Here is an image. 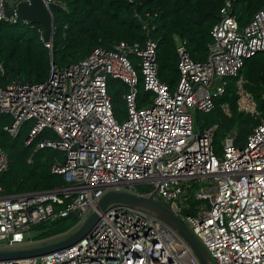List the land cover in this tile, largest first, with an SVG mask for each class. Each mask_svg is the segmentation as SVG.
<instances>
[{"label": "built area", "instance_id": "1", "mask_svg": "<svg viewBox=\"0 0 264 264\" xmlns=\"http://www.w3.org/2000/svg\"><path fill=\"white\" fill-rule=\"evenodd\" d=\"M7 1L0 0V21L32 26L15 14L6 15ZM43 1L49 8L56 3ZM234 1L223 0L204 61L191 58L186 41L175 38L179 77L174 87L159 78L157 42L148 35L142 42L95 47L65 67L50 62L42 82L0 85V113L11 117L3 130L16 137L29 123L25 145L35 142V150L62 152L63 161H52L49 170L65 183L10 195H3L0 186V251L29 244L26 232L42 221L74 215L83 224L105 193L143 183L153 186V198L187 225L214 264H264V119L242 146L236 144V133L227 134L217 155L213 137L218 125L198 129L194 116L215 107L227 78L234 80L237 110L260 114L241 69L246 59L264 52V5L240 28L232 12ZM128 2L148 34L156 15L138 11L137 0ZM38 31L51 48L43 29ZM140 77L151 93L144 106L137 105ZM109 78L127 87L122 120L114 115ZM220 109L231 115L227 102ZM46 131L51 135L39 138ZM7 167L8 156L0 148V173ZM189 181H207L203 190L193 191L195 199L209 200L206 211L180 209ZM98 214L74 244L0 264H200L191 248L150 212L117 202Z\"/></svg>", "mask_w": 264, "mask_h": 264}, {"label": "trees", "instance_id": "2", "mask_svg": "<svg viewBox=\"0 0 264 264\" xmlns=\"http://www.w3.org/2000/svg\"><path fill=\"white\" fill-rule=\"evenodd\" d=\"M137 1L141 2V5H135L138 11L156 15L155 28L148 34L134 16V6L128 0H56L50 5L55 27L51 48H47L40 39L38 30L43 29L41 24L31 23L30 26L0 21V63L4 67L0 85L11 81L42 82L49 75L50 62L65 67L84 58L95 47L110 48L119 41L142 42L148 35L157 42L159 78L174 87L179 77L175 38L186 41L191 58L204 61L208 44L212 41L210 30L220 18L223 0ZM59 4L64 5L65 9ZM263 5L264 0H235L232 12L239 27H244ZM241 74L247 80L245 87L256 100L260 112L258 117L237 110L234 80L228 78L225 93L215 100V107L210 112L203 113L207 121L199 123L195 117L198 129L218 125L213 137L217 155H221V143L227 134L236 133V144L242 146L253 128L264 119V52L246 59ZM137 87V105L149 104L151 93L144 90L141 77ZM126 90V85L120 80L109 78L108 91L118 120L125 117L122 94ZM224 102L230 105L229 117L220 109ZM9 122L11 117L0 113V148L8 156V167L0 173L2 194L46 190L64 185L63 176L49 170L52 161H63V153L50 148L35 150V142L25 145L29 123L21 127L16 137H11L3 130V126ZM46 135L51 133L46 131L39 138ZM184 210L195 211L191 208ZM55 234L54 231L49 236Z\"/></svg>", "mask_w": 264, "mask_h": 264}, {"label": "water", "instance_id": "3", "mask_svg": "<svg viewBox=\"0 0 264 264\" xmlns=\"http://www.w3.org/2000/svg\"><path fill=\"white\" fill-rule=\"evenodd\" d=\"M6 4V15L15 14L19 19H26L32 23L41 24L43 26L44 40L52 41L53 14L43 0H24L19 2L8 0ZM154 193L155 190L141 195L129 193L124 190L109 191L101 197L96 206V210L91 212L88 219L68 237L37 247L0 251V260L40 256L57 249L68 247L83 238L85 233L97 220L99 211H102L105 206L111 203L118 202L134 206L157 216L175 232L183 243L191 248L200 264H214L203 245L193 235L187 225L169 207L155 200L153 198Z\"/></svg>", "mask_w": 264, "mask_h": 264}, {"label": "rangeland", "instance_id": "4", "mask_svg": "<svg viewBox=\"0 0 264 264\" xmlns=\"http://www.w3.org/2000/svg\"><path fill=\"white\" fill-rule=\"evenodd\" d=\"M194 116L198 118L199 123L207 121V118L203 117V113L195 112ZM191 187L188 188V194L185 195L183 199V204L180 205V209L184 210L190 207L192 210L201 209L202 211H206L209 207V200H197L193 196L194 190H203L207 181L205 182H188ZM154 188L149 184H134L132 186H125L122 190L129 193H148L152 191ZM156 199H159L158 195H156ZM82 224H79V221L74 215H71L66 218L58 219V220H46L42 221L35 226H33L30 230L26 232V238L30 239V243L27 245H22L10 249L5 250H17V249H25L31 247H37L45 244H49L52 242H56L58 240H62L69 235H71L74 231H76ZM56 232L57 234L49 236V233Z\"/></svg>", "mask_w": 264, "mask_h": 264}]
</instances>
